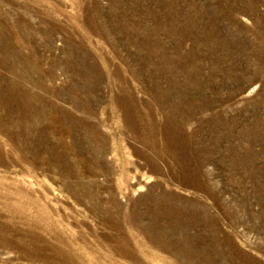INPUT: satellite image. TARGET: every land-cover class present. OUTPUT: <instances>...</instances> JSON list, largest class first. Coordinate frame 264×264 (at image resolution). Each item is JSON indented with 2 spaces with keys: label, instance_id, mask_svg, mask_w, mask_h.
Segmentation results:
<instances>
[{
  "label": "rangeland",
  "instance_id": "374dc122",
  "mask_svg": "<svg viewBox=\"0 0 264 264\" xmlns=\"http://www.w3.org/2000/svg\"><path fill=\"white\" fill-rule=\"evenodd\" d=\"M0 196L72 264H264V0H0Z\"/></svg>",
  "mask_w": 264,
  "mask_h": 264
},
{
  "label": "bare ground",
  "instance_id": "6f19581e",
  "mask_svg": "<svg viewBox=\"0 0 264 264\" xmlns=\"http://www.w3.org/2000/svg\"><path fill=\"white\" fill-rule=\"evenodd\" d=\"M7 191L13 192L14 194L16 193H20L21 195H24V190L21 187H17L16 189H8ZM15 196V195H14ZM0 199H2L4 202H11V201H16V199L11 198V196L7 197V196H0ZM12 203V202H11ZM18 207V206H17ZM6 211L9 212V215L4 218L2 217V215L0 214V237L2 239L3 244H8V245H12L14 247H21L26 256L29 258L34 259L35 261L37 260V262L39 263H44V262H48L50 264H72L70 259V256H68V253L65 252L59 245V241H56L54 238V242L51 243L52 246H50L49 249H47L46 247V243L43 242V238L42 237H36L33 236V241L35 242V246L33 250H29V249H25V247L21 246V245H16L14 243V241L10 238H7V236L4 234L5 231L7 230H14L17 231L19 234H22V237L27 239V236L30 237V234L32 235H36V233L30 231L34 226H36L35 222H30L29 224L31 226L26 227V229H22L23 232H20L21 229L12 226L11 223H7L6 220H8L9 222H11L13 220V218L18 217V211L16 209H13L11 207H7ZM2 217V218H1ZM5 220V221H4ZM4 234V235H3ZM25 235V236H24ZM57 236V234H53V236ZM64 258H63V257Z\"/></svg>",
  "mask_w": 264,
  "mask_h": 264
}]
</instances>
